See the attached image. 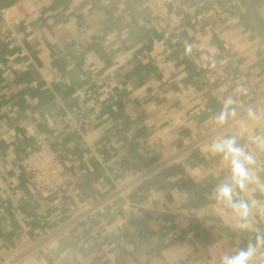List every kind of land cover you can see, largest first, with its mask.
I'll use <instances>...</instances> for the list:
<instances>
[{
    "label": "crops",
    "instance_id": "0c3cea01",
    "mask_svg": "<svg viewBox=\"0 0 264 264\" xmlns=\"http://www.w3.org/2000/svg\"><path fill=\"white\" fill-rule=\"evenodd\" d=\"M25 2L32 22L0 43V264H264V104L242 114L264 100V0H179L163 18L148 0ZM45 142L71 177L58 196L16 165Z\"/></svg>",
    "mask_w": 264,
    "mask_h": 264
},
{
    "label": "built area",
    "instance_id": "2783aa9c",
    "mask_svg": "<svg viewBox=\"0 0 264 264\" xmlns=\"http://www.w3.org/2000/svg\"><path fill=\"white\" fill-rule=\"evenodd\" d=\"M153 14L157 18H163L165 9L168 6H175L179 0H148ZM17 9V14L12 15V8H0V43H7L13 37L17 36L16 33V24L21 26H28L34 16L31 6H28L25 0L20 1L18 4L13 6ZM37 15L36 13H34ZM215 71H219L218 69ZM206 78L209 80L212 76L206 75ZM234 82V91L240 92L244 89L251 88L252 82L243 76H237L233 80ZM264 104V100H256L255 104L246 108L242 114L247 111L252 110L254 107ZM235 118H230L229 122H233ZM17 167L23 170L26 175L27 181L34 188L36 194L39 197H48V196H58L62 193V190L67 186L71 181V177L67 174L64 165L57 153L56 150L52 149L49 144L46 142L34 146L27 154L18 161L16 164ZM149 172L147 171L144 174H140L130 178L126 183L117 187L114 194L121 196L127 189L135 185L139 180L146 176ZM95 209L94 206H89L80 210L77 215L73 217L69 222L64 226H60L55 230L59 232L60 230L66 228L76 222L81 220ZM98 227H92L87 235L82 238L80 241V246L87 248L91 240H93L98 233Z\"/></svg>",
    "mask_w": 264,
    "mask_h": 264
},
{
    "label": "clouds",
    "instance_id": "9594fccd",
    "mask_svg": "<svg viewBox=\"0 0 264 264\" xmlns=\"http://www.w3.org/2000/svg\"><path fill=\"white\" fill-rule=\"evenodd\" d=\"M218 151H224L228 156L232 157L233 167V182L236 186L242 187L243 182L248 179V175L245 168V163H242L239 159V150L233 147L232 141H226L223 145H217ZM232 187L225 185L220 189V196L225 200H230L232 197ZM241 212L246 215L245 206L241 204L239 206ZM249 252H241L235 257H225L223 264H246Z\"/></svg>",
    "mask_w": 264,
    "mask_h": 264
}]
</instances>
